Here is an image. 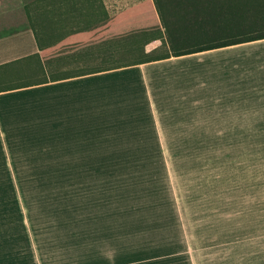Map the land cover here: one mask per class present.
Returning <instances> with one entry per match:
<instances>
[{"label":"crops","instance_id":"crops-1","mask_svg":"<svg viewBox=\"0 0 264 264\" xmlns=\"http://www.w3.org/2000/svg\"><path fill=\"white\" fill-rule=\"evenodd\" d=\"M100 1L109 15L152 2ZM25 5L0 0V173L97 174L150 156L133 144L264 140V55L238 53L264 39L55 81ZM260 198L234 235L214 215L67 216V264H264Z\"/></svg>","mask_w":264,"mask_h":264},{"label":"rangeland","instance_id":"rangeland-1","mask_svg":"<svg viewBox=\"0 0 264 264\" xmlns=\"http://www.w3.org/2000/svg\"><path fill=\"white\" fill-rule=\"evenodd\" d=\"M37 1L24 0L38 30L44 21L37 10L50 18L44 29L54 35L43 53L51 78L95 66L100 49L131 43L133 34L144 41L156 28L150 2L76 33L71 27H84L85 18L67 20V7L48 13L55 6L38 7ZM246 46L238 53L264 55V42ZM145 49L162 51L160 42ZM84 52L95 54L76 62ZM133 145L150 156L104 159L100 169L105 173H0V264H67V216L214 215L217 221L231 220L234 235L242 223L241 204L249 210L256 194L260 205L264 202V140ZM237 250L233 246V254Z\"/></svg>","mask_w":264,"mask_h":264},{"label":"trees","instance_id":"trees-1","mask_svg":"<svg viewBox=\"0 0 264 264\" xmlns=\"http://www.w3.org/2000/svg\"><path fill=\"white\" fill-rule=\"evenodd\" d=\"M36 4L38 7L55 6L48 10V13L56 8L63 9L65 6L67 20L70 21L85 18L87 23L84 27L77 29L71 27L70 30L76 33L92 27L94 21L100 24L112 17L100 0H38ZM150 4L156 28L150 31V35L144 41L137 40L139 36L133 34L131 43H123L114 49H100L98 56L95 57L99 61L97 65L81 66L74 72L54 77L52 80L99 73L264 39V0H152ZM25 10L39 48L44 52L47 40L52 39L54 35L50 31L46 32L49 27L46 22H49L50 18L43 17L42 11L37 10L41 21H44L38 30L33 25L30 9L26 5ZM60 11V14L64 13L63 10ZM153 40L161 41L160 53H157V50L146 51L145 46ZM94 54L84 52L76 57V62H81ZM118 54H126L127 57L113 58Z\"/></svg>","mask_w":264,"mask_h":264}]
</instances>
